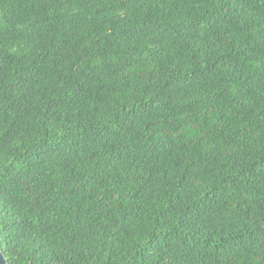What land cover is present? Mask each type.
Instances as JSON below:
<instances>
[{
  "label": "trees",
  "instance_id": "16d2710c",
  "mask_svg": "<svg viewBox=\"0 0 264 264\" xmlns=\"http://www.w3.org/2000/svg\"><path fill=\"white\" fill-rule=\"evenodd\" d=\"M8 264H264V0H0Z\"/></svg>",
  "mask_w": 264,
  "mask_h": 264
},
{
  "label": "water",
  "instance_id": "95a60500",
  "mask_svg": "<svg viewBox=\"0 0 264 264\" xmlns=\"http://www.w3.org/2000/svg\"><path fill=\"white\" fill-rule=\"evenodd\" d=\"M0 264H8L7 259L5 258L1 249H0Z\"/></svg>",
  "mask_w": 264,
  "mask_h": 264
}]
</instances>
